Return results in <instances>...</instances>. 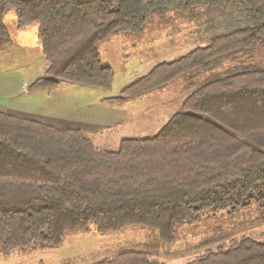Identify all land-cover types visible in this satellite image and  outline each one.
I'll list each match as a JSON object with an SVG mask.
<instances>
[{
	"label": "trees",
	"instance_id": "obj_1",
	"mask_svg": "<svg viewBox=\"0 0 264 264\" xmlns=\"http://www.w3.org/2000/svg\"><path fill=\"white\" fill-rule=\"evenodd\" d=\"M238 7L253 21L156 64L107 100L145 94L238 50L264 42V0H0V49L37 27L48 67L33 87L62 81L109 88L100 45L142 30L171 10ZM264 205V70H243L191 90L154 136L97 146L81 127L0 109V253L60 246L70 234L140 226L159 232L152 250H125L93 264H168L158 256L186 223L224 208ZM222 235H213L200 245ZM223 237V236H222ZM217 242V241H216ZM211 246V245H209ZM204 247L184 264H264V240L248 235ZM155 256V255H154Z\"/></svg>",
	"mask_w": 264,
	"mask_h": 264
},
{
	"label": "rangeland",
	"instance_id": "obj_2",
	"mask_svg": "<svg viewBox=\"0 0 264 264\" xmlns=\"http://www.w3.org/2000/svg\"><path fill=\"white\" fill-rule=\"evenodd\" d=\"M6 23L11 42L0 49V109L59 122L65 127H84L92 141L102 148H115L124 137L156 135L182 107L187 94L198 86L243 70H264L263 42L255 49H242L214 59L200 70L124 102H105V98L120 95L156 64L205 46L216 35L252 25V19L238 7H198L187 13L171 10L151 15L141 31L113 35L100 45L102 61L113 69L109 88L68 81L50 88L33 87L48 67L37 42L38 29L35 26L19 30L13 9L7 13ZM112 116L116 118L111 119ZM56 117H63L64 123ZM75 119L85 121L76 123ZM209 213L213 216L180 226L175 242L160 245L158 256L153 253V257L168 264H184L204 251V246L214 247L219 240L243 235L264 240V205L224 207ZM219 234L223 237L200 245ZM158 239V231L140 226L108 234L92 229L70 234L60 246L15 251L8 258L0 253V264H93L125 250L156 249L152 246L159 245Z\"/></svg>",
	"mask_w": 264,
	"mask_h": 264
},
{
	"label": "crops",
	"instance_id": "obj_3",
	"mask_svg": "<svg viewBox=\"0 0 264 264\" xmlns=\"http://www.w3.org/2000/svg\"><path fill=\"white\" fill-rule=\"evenodd\" d=\"M61 84V83H60ZM60 84H58V85H60ZM105 102H107V99L105 98ZM116 117L115 116H112V118L111 119H115ZM57 121H60V122H62V123H64L62 120L64 119L63 117H59L58 119H57V117L55 118ZM76 120V123H78V122H80V121H85V120H81V119H75ZM116 121V120H115ZM72 122H74V121H72ZM51 123H54V124H60L59 122H55V121H53V122H51ZM88 125V124H87ZM76 126V125H75ZM76 127H79V126H76ZM81 128H83L84 129V127H81ZM108 128H109V126H108ZM79 233H83V232H79ZM74 234H78V233H74ZM47 248V247H46ZM40 249H45V248H40ZM14 253V252H13ZM3 254V253H2ZM10 256V254L9 255H4V257L6 258H8Z\"/></svg>",
	"mask_w": 264,
	"mask_h": 264
}]
</instances>
